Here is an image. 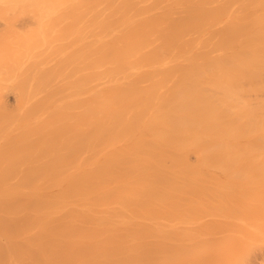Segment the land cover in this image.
I'll list each match as a JSON object with an SVG mask.
<instances>
[{
  "label": "bare ground",
  "instance_id": "6f19581e",
  "mask_svg": "<svg viewBox=\"0 0 264 264\" xmlns=\"http://www.w3.org/2000/svg\"><path fill=\"white\" fill-rule=\"evenodd\" d=\"M0 264H264V0H0Z\"/></svg>",
  "mask_w": 264,
  "mask_h": 264
}]
</instances>
